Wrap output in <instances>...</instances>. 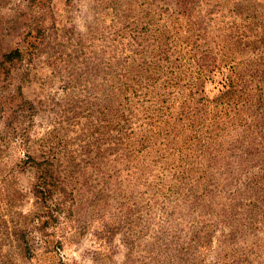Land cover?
Returning <instances> with one entry per match:
<instances>
[{
	"label": "rangeland",
	"instance_id": "obj_1",
	"mask_svg": "<svg viewBox=\"0 0 264 264\" xmlns=\"http://www.w3.org/2000/svg\"><path fill=\"white\" fill-rule=\"evenodd\" d=\"M0 264H264V0H0Z\"/></svg>",
	"mask_w": 264,
	"mask_h": 264
},
{
	"label": "trees",
	"instance_id": "obj_2",
	"mask_svg": "<svg viewBox=\"0 0 264 264\" xmlns=\"http://www.w3.org/2000/svg\"><path fill=\"white\" fill-rule=\"evenodd\" d=\"M20 56V52L19 51H13L10 54H7L5 56V61L8 62H13L16 58H18Z\"/></svg>",
	"mask_w": 264,
	"mask_h": 264
}]
</instances>
